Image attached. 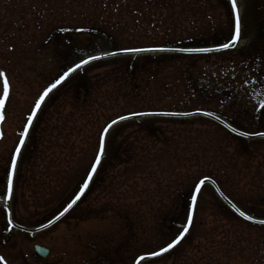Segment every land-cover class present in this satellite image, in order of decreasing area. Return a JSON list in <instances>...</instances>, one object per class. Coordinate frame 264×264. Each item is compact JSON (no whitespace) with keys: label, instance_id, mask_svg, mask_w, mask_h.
Segmentation results:
<instances>
[{"label":"rangeland","instance_id":"obj_1","mask_svg":"<svg viewBox=\"0 0 264 264\" xmlns=\"http://www.w3.org/2000/svg\"><path fill=\"white\" fill-rule=\"evenodd\" d=\"M39 1L0 0V69L7 73L11 84V94L4 110L5 118L0 121V254L8 258L9 264H40L33 258L34 244L44 245L51 250L43 264H84L95 258L101 260L95 264H134L137 255L146 250H158L183 227L195 178L208 167L214 169V173L226 174L225 189L235 204L253 217L264 219L263 138L249 140L228 132L224 134L219 132L222 128L219 124L201 117L152 118L158 119L151 121L158 133L178 130L174 135L177 153L172 163L163 157L159 161L161 166L155 161L148 163L147 168L136 169L131 157L137 152L140 146L138 141L141 140L137 139L140 137L139 129L132 125H139L149 119L124 122L108 133L106 154L97 175L83 198L62 220L35 235L10 227L3 199L6 170L34 99L50 82L81 59L98 52L120 49L104 34H98L96 40L86 48L77 47L68 40L66 28L61 26L54 30L49 25L47 28L52 30V35L45 41L41 40L44 42L43 66L33 63L32 68H27L23 63L20 65L14 48L35 46L41 42L36 40L35 34L25 41H11L8 35L23 36L24 29L31 34L36 28L31 6L34 7ZM208 1L207 10L206 5L203 8L205 13L196 15L191 10L188 14L183 13L184 9L178 0L174 9L179 14L178 18L165 23L150 19L142 23L141 17L132 19L134 12L130 11L134 6H130L125 13L131 15L132 20L128 25L131 35L125 38L137 42L139 35L143 34L141 37L144 40L159 41L163 34L170 32L175 40L180 41L178 47H213L227 43L234 28L230 0ZM236 3L241 12L242 25L238 46L214 54L176 55L171 61H174L176 69H180V80L172 88L163 89L164 92L160 94L148 96L143 91L137 92L138 95L134 93L129 98V103L120 99L115 104L108 98L106 107L97 113V121L86 129L84 127L87 137L78 141L82 139L81 136H73L72 139L82 143L84 151L75 157L74 171L64 178V183L57 185L56 177L45 176L46 171L42 167L46 166L45 162L51 155L50 152L40 154L39 144L44 142L46 147L48 140L53 139L54 136L49 133L50 124H59L54 120L55 112L61 111L60 115L67 122L72 101L63 98L78 97L82 101L91 89H100L99 101H104L119 86V81L140 75L147 68L158 71L159 67L166 64V57L150 54L99 60L60 85L46 100L22 150L10 202L12 219L19 225L31 228L44 224L59 213L78 190L89 170L102 128L116 119L132 102L148 100L158 107L173 104L179 105L182 110L187 107L188 110L176 112L207 111L247 133L264 132V109L260 107L261 101H264V46L257 45L250 36L251 25L264 26V0H236ZM119 8L123 7L112 6L107 10L98 7L94 10L93 7L78 6L73 15L98 11L103 15L113 13L120 16L122 12ZM65 11L72 12L68 9ZM10 13H15V16H10ZM22 13L27 16L25 25L20 23ZM75 20L78 18L75 17ZM46 22L37 23L46 27ZM138 22L142 24L138 25ZM197 28L202 32L195 33ZM145 32L150 36L144 35ZM101 78L105 79L97 83ZM236 84L243 85L238 88ZM245 84L251 87H245ZM98 85L101 88H96ZM226 85L230 87L229 91ZM258 91L261 94L256 96ZM64 100L66 103H63ZM63 107L66 109L63 110ZM174 120L182 127L170 123ZM67 125L79 127L83 121L69 119ZM219 143L222 144V157L226 166L211 160L214 154L217 155ZM42 156H46L44 161L39 159ZM55 156L66 159L62 151L56 152ZM55 160L56 165L59 160ZM169 163L174 168H170ZM50 171L54 174L63 170ZM44 179L48 181L46 185L40 183ZM176 179L180 180V188L177 187ZM50 181L52 183L49 184ZM115 186L118 189L116 193L113 192ZM139 203L140 206H137ZM137 210L158 213V219L154 221L157 232H145L149 229L148 224L153 223L150 217L141 218L138 215L135 220L129 216L139 212ZM263 239L264 226L240 222L213 188L204 186L198 196L189 234L176 251L145 264H264ZM92 249L94 252H89ZM254 254H261V261L259 257H253Z\"/></svg>","mask_w":264,"mask_h":264},{"label":"trees","instance_id":"obj_2","mask_svg":"<svg viewBox=\"0 0 264 264\" xmlns=\"http://www.w3.org/2000/svg\"><path fill=\"white\" fill-rule=\"evenodd\" d=\"M178 0H40L38 3L36 2L34 7H32V16L36 19V28L31 32L29 35V30H25V34L19 37H14L8 35L11 39V41H19L26 39L33 38V35L35 34L36 40L45 41L47 38H49L52 35V30L47 28L49 25L53 26L57 29L59 27H63L67 29V36L69 37L70 43L74 42V45L80 48H86L90 46L97 38L98 34H104L108 37H110L114 43L122 48H157V47H171V46H180V41L175 40L173 37V34L170 32H166L161 36V39L159 41L156 40H144L142 39V35H139V39H137V42H131L130 40H127L125 36L131 35L130 30L128 28L129 23L133 18L141 17L142 23L146 22L147 19L156 21V23L163 21H174L178 18V12H175V7L178 5ZM180 6L184 9L183 13L188 14V12L191 10L196 15H203L205 13V10H207V5H209L208 0H180L179 2ZM204 5H206L205 10ZM93 7L94 10L96 8L100 7V9L107 10L108 8L115 6V7H123L120 9L122 14L120 16H116L113 13H107V15H103L102 13H98V11H93L92 14H75L73 15L74 9L76 7ZM134 6V9L130 12H134L132 19H130L128 12V7ZM56 9V10H55ZM65 9H68L72 11L71 13H67ZM166 10V11H165ZM165 11V12H164ZM2 13L1 15H3ZM147 14V16H145ZM15 16V13L11 14L10 16ZM4 16V15H3ZM82 16V17H81ZM135 16V17H134ZM75 17L78 18V20H75ZM174 19V20H173ZM117 20V21H116ZM150 20H147L148 22ZM27 16L22 13L21 14V20L23 25L26 24ZM38 21L46 22V27H41V23H37ZM178 22V21H177ZM138 25H141V22H138ZM80 24V25H78ZM26 28V27H24ZM168 29V28H167ZM22 34V30L20 31ZM133 32V31H131ZM202 30L200 28H197L195 30V33H201ZM150 36L148 32H145L144 35ZM38 37V38H37ZM151 39H156L154 37H150ZM147 38V39H150ZM15 39V40H14ZM44 47V42H41V44L35 45V46H21L19 48H14V51H17L16 57L21 65L23 63L27 68H30L33 63L36 65L43 66L42 63V51ZM119 49V50H120ZM13 51V50H12ZM10 53V52H8ZM8 56V55H7ZM166 60V64L164 66L159 67L158 71H151L150 68H147L144 70L143 73H140V75H135L131 77L129 80L126 81H119V86H117L116 89H114L104 101H99V90L96 88H101V85L97 86L95 90L92 89L88 90L89 93H87V98L80 101L78 97L72 98V97H66L63 98L65 100H71V110H69V118L66 120H63V116L60 115V112L54 113V120L59 122V124H50V134L53 135V139L49 141L48 145H45L44 142H41L40 145V154L48 153L50 152L51 157L48 158V160L45 162L46 166L42 167L45 169V176L47 177H56L55 182L57 185H60L61 183H64V178L68 177L71 172L74 171V163H75V157L80 155L82 153V143H79L78 141H83L85 137L83 131L84 127L85 129L89 127V125H93L94 121H97V113L106 107L107 101H111L112 103H118L120 99L124 100L125 102L129 103V98H131L134 95H138L137 92L143 91L145 95L148 96H155L156 94H160L161 92H164L163 89H167V87H173L175 84H177L179 76L181 77V73L179 74L180 69H176L174 65V61H171L174 59L176 55H162ZM28 63H30L28 65ZM32 68V67H31ZM40 69V68H39ZM40 71V70H39ZM94 78V77H93ZM184 78V75L182 74V79ZM105 78L98 79L97 83L102 82ZM180 80V79H179ZM185 80V78H184ZM142 93V92H141ZM113 95V96H111ZM110 96V97H109ZM135 97V96H134ZM68 98V99H67ZM108 98H110L108 100ZM136 99V98H135ZM65 100L63 103H66ZM58 107L57 109H59ZM64 108V107H63ZM181 107L179 105H173L170 104L168 106L158 107V105L153 104L152 101L144 100V101H136L132 102V104H127L126 108H124L122 113L118 116H125L131 113H139V112H176V111H188L180 109ZM56 109V107H55ZM64 108L63 110H65ZM195 111V110H194ZM54 112V111H53ZM52 112V113H53ZM60 115V117H59ZM77 115V116H76ZM81 120L83 121V125L76 127V126H68V120ZM59 120V121H58ZM158 119H149L145 120V122L140 123L139 125L133 124L132 127H136V129H139L138 132L140 134V137L138 136L137 139L141 140L138 141L140 146H138L137 152L131 157L135 161L136 169H141L148 167V163L155 162L158 166H161L162 164L159 163L160 158L166 157L168 162L172 160H175V156L177 153L176 144L174 143L175 138L174 135L178 133V130L176 131H166L158 133L154 128V123L151 121H156ZM210 122V121H209ZM168 123V122H165ZM174 124H179L174 120ZM169 123V124H170ZM213 123V122H212ZM168 125V124H167ZM180 127L181 124H179ZM91 128L89 129V131ZM87 132V131H86ZM219 132L226 133L224 129L220 128ZM165 135H164V134ZM181 134V132L179 133ZM73 136H81L82 139L76 141L73 138ZM170 137V139H168ZM133 142H135L133 140ZM222 142V141H221ZM180 145V143H178ZM38 145V149H39ZM222 144L219 143L216 149L217 155L214 154L212 157V161L223 163L224 166V157H222ZM62 151L63 155L66 156V159L64 160L57 158L56 152ZM154 152V153H153ZM154 154V155H151ZM47 155V154H46ZM55 156V157H54ZM149 158L152 160L150 161ZM41 161H44L46 159V156L39 157ZM55 159L59 160V163L55 165ZM39 160V161H40ZM209 164H211V161H209ZM170 165V163H169ZM171 166V165H170ZM174 168V167H170ZM51 169H59L63 170L61 172H57L54 174H51ZM199 176L196 179V184L198 181H200L202 178H211L213 179L221 191L232 201L234 200L231 195L226 191L225 189V182L224 179L225 173H214V169L204 168L201 172H199ZM220 175V176H218ZM180 176V175H178ZM228 180V177H227ZM54 181V180H53ZM178 188H180V180L176 179ZM43 185H46L48 181L45 179L40 182ZM52 183L51 181L49 184ZM193 184V185H194ZM121 188V187H119ZM193 187L192 190L193 191ZM118 190V189H117ZM116 186L113 190V192H117ZM140 206V203L139 205ZM145 209V208H144ZM139 212H135L136 214L129 215L132 216L135 220L138 219V215H140L141 218L146 216L147 218L150 217V220L153 221V223L150 225L148 224L149 229L145 232L154 233L157 232L156 230V223L154 222L156 219H158V213L151 214V212H143L140 210H137ZM240 222L245 223L247 225H251V223L237 217ZM134 220V222H135ZM253 225V224H252ZM258 226V225H256ZM259 257L261 261V254H254L253 257ZM259 261V262H260Z\"/></svg>","mask_w":264,"mask_h":264},{"label":"snow or ice","instance_id":"obj_3","mask_svg":"<svg viewBox=\"0 0 264 264\" xmlns=\"http://www.w3.org/2000/svg\"><path fill=\"white\" fill-rule=\"evenodd\" d=\"M231 9L235 14V28L234 34L230 38L228 43H224L220 45L222 49H228L235 46L236 42L240 38V16L239 11L237 8L236 0H230ZM167 49L163 48H122L120 52H105L104 56H116L122 53H131V52H151V51H166ZM219 50V49H217ZM181 51H189V52H208L212 51V49L202 48V49H182ZM102 57L99 56H89L87 59H81L78 63H75L73 66L68 67L65 71H63L54 81L50 82L40 93H38L37 97L33 101V105L29 110V114L26 118V123L24 125L23 130L20 132V138L17 141V145L13 150V154L10 156L9 159V167L6 170V191L3 194V199L8 201L12 199L13 193V184H14V177L16 176L17 165L21 158L22 150L25 147L26 140L29 135V130L32 128L34 121L37 119L38 114L41 112L42 107L44 106L47 98H49L50 94L54 92L69 76L81 69L84 65L89 64L93 60L101 59ZM0 84H2V89H0V121H3L4 110L6 106V102H8L10 94H11V84L8 78L7 73L0 69ZM260 107L264 109V101H261ZM200 110H197L199 113ZM153 113H139V115H152ZM161 115H190L191 113H160ZM205 115H212V113H204ZM127 119V117L121 116L119 120ZM118 120H112L110 123L106 124L105 127L102 128L101 132L99 133L97 148L95 151V155L93 157V161L89 165V170L85 173L84 177L82 178L78 190L73 194L72 197L69 198V201L66 203V206L63 207V210L59 212L58 215L54 217V219H50L48 224L51 225L63 217L66 213H68L73 207L77 204L78 201L85 195L86 191L89 189L90 184L93 182L94 177L97 175L98 169L101 167L102 162L104 160L106 154V143H107V136L112 129L113 125L117 124ZM231 131L235 132L236 128L231 127ZM250 134H255L258 136H264V132L258 133H247V132H240L239 135L246 136ZM206 179V178H205ZM205 183V180H200L196 184L193 185L194 192L190 193V202L187 206L186 211V222L183 227L168 241H166L162 246L159 247L158 250H146L143 254L137 255L134 258V264H141V262L149 260L150 258L161 257L165 253H170L171 250L175 249L177 245L181 243L185 239V237L189 234V231L193 225V221L196 214V209L198 205V196L201 192V186ZM232 209L234 212L238 213L240 217H243L246 221H254L260 225H264V219L255 220V218L242 211L238 208L235 204L232 205ZM8 224H12L11 212H8ZM47 226V225H45ZM0 264H9L8 258L0 254Z\"/></svg>","mask_w":264,"mask_h":264},{"label":"water","instance_id":"obj_4","mask_svg":"<svg viewBox=\"0 0 264 264\" xmlns=\"http://www.w3.org/2000/svg\"><path fill=\"white\" fill-rule=\"evenodd\" d=\"M236 45V44H235ZM234 47V46H233ZM231 47V48H233ZM154 49H158V48H154ZM163 49H167L166 51H151V52H131V53H122V54H119V55H116V56H104V55H100L99 57H102L101 59H97V60H93L91 61L89 64L95 62V61H98V60H102V59H107V58H113V57H118V56H127V55H146V54H205V53H210V52H216V51H222V50H227V49H222L220 47H215V48H207V49H212V51H208V52H189V51H181L182 49H197V48H163ZM202 49V48H200ZM219 49V50H217ZM230 49V48H228ZM115 52H120V51H115ZM87 64V65H89ZM87 65H84L83 67L87 66ZM82 67V68H83ZM81 68V69H82ZM80 70V69H79ZM78 70V71H79ZM77 72V71H76ZM74 72V73H76ZM74 73H72L69 77H71ZM68 79V78H67ZM66 79V80H67ZM65 80V81H66ZM64 81V82H65ZM63 82V83H64ZM62 83V84H63ZM59 87V86H58ZM146 113H153L152 115H139L138 114H130V115H126L124 117H127V119H124V120H119V118H117L116 120H118V123L113 125L112 129L123 123V122H126V121H130V120H135V119H142V118H150V117H169V118H180V119H190V118H193V117H202V118H205V119H209V120H212L214 122H216L217 124H219L220 126H222L223 128H225L226 130H228L229 132L235 134V135H238V136H241L239 135L240 130L236 129L235 132L231 131V128L229 127V123L226 122L225 120L221 119L220 117L212 114V115H205L204 113L206 112H202V111H199V113H197V111L195 112H189L191 113L190 115H161L160 113H155V112H146ZM233 127V126H231ZM235 128V127H234ZM111 131V129H110ZM241 137H244V138H247V139H257V138H264V136H258V135H255V134H250V135H246V136H241ZM202 180H205V183L201 186V189L203 188V186L205 185H210L214 190L215 192L217 193V195L220 197L221 200H223V202H225L231 209H232V205L234 204L228 197H226L222 192L221 190L219 189V187L217 186V184L211 180V179H202ZM9 201H6V210H7V218H8V212L10 211V206H9ZM79 202V201H78ZM77 202V203H78ZM76 206V205H75ZM74 206V207H75ZM72 210V209H71ZM233 210V209H232ZM234 211V210H233ZM70 212V211H69ZM68 212V213H69ZM236 213V212H235ZM67 214V213H66ZM66 214L61 217L59 220H57L55 223H57L58 221H60L62 218H64L66 216ZM238 215V213H236ZM58 215V214H57ZM239 216V215H238ZM240 217V216H239ZM243 218V217H241ZM54 219V218H53ZM244 219V218H243ZM255 220H261V219H258V218H255ZM248 222H251V223H254V224H258L254 221H248ZM55 223L49 225L48 222L45 223L44 225L42 226H39V227H35V228H28V227H25V226H22V225H19L15 222L12 221V224H10L13 228H15L16 230H20V231H23V232H26V233H29V234H36V233H39L45 229H48L49 227L53 226ZM47 225V226H45ZM260 225V224H259ZM178 246V245H177ZM261 246L264 247V239L262 240L261 242ZM34 251L42 258H46L48 255H49V252L50 250L43 246V245H40V244H35L34 245ZM166 254V253H165ZM157 258V257H156ZM150 259H153V258H150ZM149 259V260H150Z\"/></svg>","mask_w":264,"mask_h":264},{"label":"flooded vegetation","instance_id":"obj_5","mask_svg":"<svg viewBox=\"0 0 264 264\" xmlns=\"http://www.w3.org/2000/svg\"><path fill=\"white\" fill-rule=\"evenodd\" d=\"M250 36L252 37L251 38V40L253 41V42H255V43H257V45L259 44V45H263L264 46V26H257V25H251L250 26ZM239 83V82H238ZM242 85L243 84H236V87L238 86V88L239 87H242ZM226 86H228V85H226ZM245 87H249L247 84H245ZM251 87V86H250ZM249 87V88H250ZM228 91L230 90V87L228 86V89H227ZM235 91H236V89H235ZM261 94V92L260 91H258L257 93H256V96H258V95H260ZM94 249H92L91 251H89V252H94L93 251ZM176 251V250H175ZM90 253V254H91ZM33 258H35L36 260H38L39 261V263L40 264H43V259H41V258H39V257H37L36 255H33ZM160 259H162V258H160ZM100 261L101 260H99V258H95L94 260H91V261H86V262H84V264H95V263H100ZM106 262V261H105Z\"/></svg>","mask_w":264,"mask_h":264},{"label":"bare ground","instance_id":"obj_6","mask_svg":"<svg viewBox=\"0 0 264 264\" xmlns=\"http://www.w3.org/2000/svg\"><path fill=\"white\" fill-rule=\"evenodd\" d=\"M51 94H52V93H51ZM49 97H50V96H49ZM47 99H48V98H47ZM114 128H115V127H114ZM114 128H113V129H114ZM113 129H111V131H112ZM111 131H109V132H111ZM179 245H180V244H179ZM179 245H178V246H179ZM178 246H177V247H178ZM177 247H176V248H177ZM176 248L173 249L171 252H174V251L176 250ZM171 252H170V253H171ZM170 253H168V254H170ZM161 258H162V257H161Z\"/></svg>","mask_w":264,"mask_h":264}]
</instances>
